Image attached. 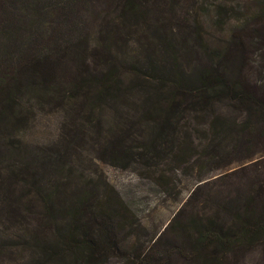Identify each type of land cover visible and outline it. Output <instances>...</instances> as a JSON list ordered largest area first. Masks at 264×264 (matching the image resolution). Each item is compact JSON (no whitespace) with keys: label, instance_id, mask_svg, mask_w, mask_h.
<instances>
[{"label":"rangeland","instance_id":"374dc122","mask_svg":"<svg viewBox=\"0 0 264 264\" xmlns=\"http://www.w3.org/2000/svg\"><path fill=\"white\" fill-rule=\"evenodd\" d=\"M125 2L0 0V79L17 73L34 51L49 57L63 52L70 70L54 72L63 94L60 100L30 89L21 96L24 122L10 130L13 141L0 142V182L10 170L18 172L29 163L40 184L62 186L78 197L87 193L90 206L117 196L124 207L117 202L124 222L119 234L123 256L105 264H204V255L198 261L192 257L201 233L220 228L236 237L244 228V216L263 208L254 199L258 186L252 184L264 182V135L254 130L223 138L215 116L222 115L220 120L232 127L242 124L244 115L219 105L212 116L180 120L174 135L168 132L159 148L142 155L156 133L145 130L141 115L147 106L129 91L137 79L173 84L162 70L171 65L169 56L151 50L156 32L164 30L175 40L189 36L187 45L177 49L175 62L185 79H193L201 68L233 77L228 54L237 46L242 51L237 72L249 84L263 85L264 0H140L142 9L151 12L122 28L115 5ZM38 16L41 20L33 19ZM234 38L240 43L232 45ZM84 49L82 58L78 52ZM103 51L108 63L95 67ZM109 70L111 95L116 97L98 102L86 98L84 94L93 96L95 91L86 93L83 79L103 78L100 73ZM12 142L20 148L14 154L8 151ZM13 189L10 194L0 188V208L27 194L20 178ZM237 238L235 253H216L211 264H264L263 236H254L250 244Z\"/></svg>","mask_w":264,"mask_h":264},{"label":"trees","instance_id":"16d2710c","mask_svg":"<svg viewBox=\"0 0 264 264\" xmlns=\"http://www.w3.org/2000/svg\"><path fill=\"white\" fill-rule=\"evenodd\" d=\"M116 8L118 9L115 10V18L122 28L134 24L139 14L151 12L142 9L144 7L140 0H126L123 5H115ZM33 19L41 20L39 16ZM169 33V30L156 32L153 41L155 51L152 47L151 50L160 57L169 56L171 65L163 66L162 70L165 75L172 76L173 84L163 85L137 79L129 91L139 96L140 105L147 106L144 116L137 112L141 119L147 122L145 130H149L151 135L156 133L150 145L144 148L142 155L159 148L160 142L166 139L168 132L174 135L173 131L180 120L195 119L197 115L212 116L219 105L235 108L244 115V122H235L232 127L220 120L222 115L215 116L220 121V136L224 138L226 133L238 135L241 131L251 133L254 130H259V135H264V84H249L240 72H237L236 60L242 51L237 46V49L233 47L229 51L233 77L214 74L210 68H201L192 76L193 79H185L184 74L178 75L180 69L175 62L177 49L187 45L189 36L180 35L175 40L169 37ZM107 36L108 34L104 35ZM200 37L198 36V39ZM235 39L232 40V45L235 42L240 43ZM102 50H105L104 47ZM198 50L201 53L200 47ZM62 53H54L49 57L42 55L40 51H34L27 54L26 63L17 73L7 80L0 79V136L5 133V136H2L5 139L1 138L0 142L13 141L14 133L10 130H17L19 125L23 124L19 101L27 89L31 92L38 91L40 97H53L58 100L63 98L58 87L60 82L57 78L54 79V72L57 70L63 73L70 71L69 59ZM78 55L83 58L86 49L79 51ZM107 63L108 56L103 51L102 58L96 62L95 67ZM100 75L103 78L87 75L83 79L82 87L87 90L86 93L95 91L93 96L82 92L91 101H102L114 90L110 70L107 75ZM96 87H99L98 91ZM111 96L116 97L115 94ZM215 120L213 123L217 122ZM220 145L222 142L218 144L219 148ZM18 149L20 148L16 147L14 142L9 150L6 147V150L13 154ZM26 158H30L29 155H26ZM28 164L24 165L25 169L20 170L21 172L10 170L0 182V188L10 194H13V185H17L19 178L27 187V194L18 196L8 207L0 208V264H105L111 258H122L123 248L119 234L124 229V222L118 206L120 204L123 209L124 207L118 197L112 196L107 203L90 206L87 203L90 195L87 193L78 197L75 191H65L62 186L50 189L40 184L39 176L32 172V167ZM7 187H10L9 190ZM252 188L258 190L254 199L259 200V205L263 207L261 212L244 216V228L236 237L230 231L220 228L205 230L200 234L196 246H192L193 259L198 261L200 256L204 255V264H211L216 253H235L238 236L245 244H250L254 236L264 237V199L259 197L264 193V182H254Z\"/></svg>","mask_w":264,"mask_h":264}]
</instances>
